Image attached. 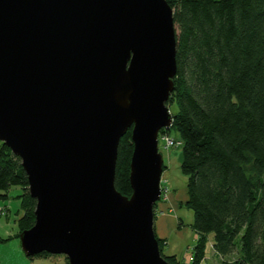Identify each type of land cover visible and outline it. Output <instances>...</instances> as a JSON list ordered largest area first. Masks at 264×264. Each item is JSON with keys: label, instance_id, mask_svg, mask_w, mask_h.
I'll return each mask as SVG.
<instances>
[{"label": "water", "instance_id": "obj_1", "mask_svg": "<svg viewBox=\"0 0 264 264\" xmlns=\"http://www.w3.org/2000/svg\"><path fill=\"white\" fill-rule=\"evenodd\" d=\"M167 0H0V141L37 201L27 257L171 264L154 231L177 73ZM132 132L131 197L115 187Z\"/></svg>", "mask_w": 264, "mask_h": 264}, {"label": "trees", "instance_id": "obj_2", "mask_svg": "<svg viewBox=\"0 0 264 264\" xmlns=\"http://www.w3.org/2000/svg\"><path fill=\"white\" fill-rule=\"evenodd\" d=\"M167 2L177 41L167 106L176 108L172 127L183 147L185 206L198 234L191 264H205L209 247L219 264H264V0ZM133 152L130 130L119 145L115 177L126 197L133 194ZM14 187L22 191L14 236L20 239L35 224L37 201L21 159L0 141V201L9 200ZM156 238L167 262L179 264L176 255H164L165 241ZM11 239L0 237V244Z\"/></svg>", "mask_w": 264, "mask_h": 264}, {"label": "rangeland", "instance_id": "obj_3", "mask_svg": "<svg viewBox=\"0 0 264 264\" xmlns=\"http://www.w3.org/2000/svg\"><path fill=\"white\" fill-rule=\"evenodd\" d=\"M168 108L171 115L175 113V107ZM172 126L161 129L158 137L159 151L163 156L164 166L161 176L162 193L154 206V231L156 235L157 230L159 234H163V232L165 234L162 238L157 235L161 241H165L163 242L165 256L176 255L175 261L179 264H191L192 251L198 240V234L192 226L194 213L185 206L188 178L182 171L183 147L179 133ZM21 192L20 188L14 187L10 190L9 200L0 201V237L3 239H7L9 234L17 235L19 232L18 220L22 217L23 211L20 199L16 197ZM164 215L166 216L164 217ZM163 217L174 222L176 226L178 225L177 228L171 229L169 225H164ZM165 226H167L166 229ZM18 241L20 243L19 239ZM8 242L0 244V257L7 261L10 260L9 256L12 251L10 246H5ZM25 259H30L29 261L32 263L34 257ZM33 261L36 263L40 261L43 264H64L65 258L61 255H52ZM220 262V257L209 247L205 264H219Z\"/></svg>", "mask_w": 264, "mask_h": 264}, {"label": "crops", "instance_id": "obj_4", "mask_svg": "<svg viewBox=\"0 0 264 264\" xmlns=\"http://www.w3.org/2000/svg\"><path fill=\"white\" fill-rule=\"evenodd\" d=\"M165 216L166 215H164V217ZM164 217L162 218L163 221H164V225H169L171 227V229L173 227H174V229L177 228L178 225L176 226V224L174 222H171L167 218H164ZM166 228H167V226H165V229ZM15 235L16 234H14V235L13 234H11V235L9 234L8 237H10L12 239L7 243V245H5V246H10V250H12L11 251V255L9 256L10 260L7 261V260H4V259H2L0 257L1 258L0 259V264H6V263L7 264H43L40 261L37 262V263H36V261L35 262L33 261V260H38L39 258L33 259L31 261L32 263H30V261H29L30 259L29 260L25 259V258H28V257H26L24 251L22 252L21 241L19 243L18 239L14 238ZM157 235H158V237L160 236L162 238V237H164L165 234H164V232H163V234H161V233L159 234L158 230H157Z\"/></svg>", "mask_w": 264, "mask_h": 264}, {"label": "built area", "instance_id": "obj_5", "mask_svg": "<svg viewBox=\"0 0 264 264\" xmlns=\"http://www.w3.org/2000/svg\"><path fill=\"white\" fill-rule=\"evenodd\" d=\"M1 213V212H0Z\"/></svg>", "mask_w": 264, "mask_h": 264}]
</instances>
